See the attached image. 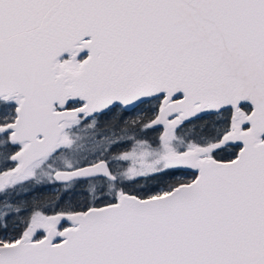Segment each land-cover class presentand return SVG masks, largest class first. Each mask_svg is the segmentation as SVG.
Returning a JSON list of instances; mask_svg holds the SVG:
<instances>
[{
    "label": "snow or ice",
    "instance_id": "6c2138e0",
    "mask_svg": "<svg viewBox=\"0 0 264 264\" xmlns=\"http://www.w3.org/2000/svg\"><path fill=\"white\" fill-rule=\"evenodd\" d=\"M0 264H264V0H0Z\"/></svg>",
    "mask_w": 264,
    "mask_h": 264
}]
</instances>
